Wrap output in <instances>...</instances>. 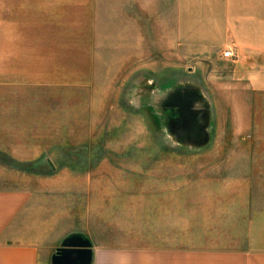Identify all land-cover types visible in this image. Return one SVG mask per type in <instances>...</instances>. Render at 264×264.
Here are the masks:
<instances>
[{
  "label": "rangeland",
  "instance_id": "1",
  "mask_svg": "<svg viewBox=\"0 0 264 264\" xmlns=\"http://www.w3.org/2000/svg\"><path fill=\"white\" fill-rule=\"evenodd\" d=\"M131 2H90L86 35L98 54L86 83L0 90L37 99L5 103L36 112L3 134L0 184L49 195L73 228L106 247L219 239L226 203L241 191L230 176L255 163L264 142L262 83L245 78L256 60L233 43L232 59L223 58L227 44L199 53L175 36L168 6L150 14Z\"/></svg>",
  "mask_w": 264,
  "mask_h": 264
},
{
  "label": "crops",
  "instance_id": "2",
  "mask_svg": "<svg viewBox=\"0 0 264 264\" xmlns=\"http://www.w3.org/2000/svg\"><path fill=\"white\" fill-rule=\"evenodd\" d=\"M103 1L0 0V90L86 83L90 62L98 54L89 50L88 6ZM114 1L121 8L132 3ZM141 1L150 14L154 5L168 6L163 16L178 24L175 36L192 42L199 53L218 45L227 44L223 52L239 47L248 63H257L247 71L246 81H258L264 90V0ZM36 100L0 94V158L9 156L3 134L15 133L11 128L24 127V118L36 112L26 116L22 107L5 103ZM256 150L255 163L242 164L240 175L230 176L241 182V191L238 201L226 203L220 238L210 235L203 244L194 239L181 247H106L73 228L70 213L58 212L49 195L0 184V264H54L64 241L77 235L91 242V264H264V142ZM4 180L0 174V182Z\"/></svg>",
  "mask_w": 264,
  "mask_h": 264
},
{
  "label": "water",
  "instance_id": "3",
  "mask_svg": "<svg viewBox=\"0 0 264 264\" xmlns=\"http://www.w3.org/2000/svg\"><path fill=\"white\" fill-rule=\"evenodd\" d=\"M91 262V242L79 235L67 238L53 258L54 264H91Z\"/></svg>",
  "mask_w": 264,
  "mask_h": 264
},
{
  "label": "built area",
  "instance_id": "4",
  "mask_svg": "<svg viewBox=\"0 0 264 264\" xmlns=\"http://www.w3.org/2000/svg\"><path fill=\"white\" fill-rule=\"evenodd\" d=\"M223 56L225 58L232 59V58H234L236 56V54H235V52L231 48H229V49H227V50H225L223 52Z\"/></svg>",
  "mask_w": 264,
  "mask_h": 264
}]
</instances>
